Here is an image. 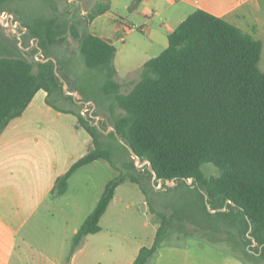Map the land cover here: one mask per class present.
<instances>
[{
  "label": "trees",
  "instance_id": "16d2710c",
  "mask_svg": "<svg viewBox=\"0 0 264 264\" xmlns=\"http://www.w3.org/2000/svg\"><path fill=\"white\" fill-rule=\"evenodd\" d=\"M9 1L0 0V15ZM141 2L133 1L129 9L135 11ZM110 9L111 0L97 3L88 13L83 31L73 25L71 34L80 41L87 66L105 77L104 94L112 101L111 122L120 138L142 161L151 162L165 188L168 181L175 180L181 200L178 206H166L170 214L158 213L161 222L154 244L143 247L134 264H147L156 255L170 218L193 222L211 232L225 230L246 247L253 245L250 237L264 246V73L259 68L263 44L224 19L197 10L170 34L168 48L143 65L140 81L123 94L116 82L115 46L88 28ZM25 27L40 39L46 52L63 42L58 40L54 23ZM38 66L40 71L35 73L34 64L23 56L0 58V135L41 90L48 93L49 105L77 116L94 147L57 180L54 196L59 197L67 192L69 179L79 169L99 160L116 165L102 148L101 126L50 101L60 87L54 63L40 62ZM116 108L122 113L117 114ZM111 136L118 140L115 133ZM207 164L217 168L219 176H207L203 171ZM147 175H152L148 169L140 171L130 163L126 172L106 185L96 208L73 238L68 258L88 236L101 232L100 222L120 185H138L149 206L152 204ZM190 179L192 184H188ZM206 198L216 214L209 212ZM261 258L264 260V247Z\"/></svg>",
  "mask_w": 264,
  "mask_h": 264
},
{
  "label": "rangeland",
  "instance_id": "374dc122",
  "mask_svg": "<svg viewBox=\"0 0 264 264\" xmlns=\"http://www.w3.org/2000/svg\"><path fill=\"white\" fill-rule=\"evenodd\" d=\"M101 1L107 0H10L0 15L6 24H0V58L23 56L34 64L35 73L40 71L38 63L53 62L54 69L67 83L66 89L78 93V96L74 99L66 92L60 80V87L49 97L50 101L61 109L81 113L91 119L92 124L101 126L99 138L102 148L110 154L116 168L108 161L100 160L80 175L79 182L88 198V206L109 182L126 172L130 163H135L130 151L111 136L114 133L110 129L113 126L109 112L112 101L104 94L105 77L100 70L87 66L80 51L81 43L71 34L73 25L83 31L88 13ZM195 2L144 0L134 12L129 9L131 0H111L110 11L98 18L93 28L92 23L88 24L90 32L103 30L102 35L109 37L117 50L113 64L117 70L116 82L121 85V93H129L140 81L143 65L168 48L170 31L197 11ZM49 23H54L58 40L63 42L46 52L40 47V39L34 38L25 26L35 27ZM259 68L264 73V51ZM116 111L117 114L122 113L119 108ZM47 128L49 132L55 133L48 150L56 147L62 161L68 149L72 154H78L82 150V143L74 138L69 123L56 121L49 123ZM137 169L143 171L148 169V165L140 163ZM203 171L209 177L220 174L211 164L204 165ZM147 177L146 186L151 196L152 208L138 185L130 182L120 185L116 191L117 204H110L105 219L100 223L101 232L95 238L96 245L112 246L114 251H118L116 255L121 263L140 248L153 245L157 233L155 225L160 226L161 222L158 213L170 214L166 206H178L181 201L176 193V183H167L168 188H165L163 181L159 187L158 180L153 184V176ZM179 215L183 216V213ZM162 244L163 247L193 245L199 264H264L259 244L246 247L241 239L232 238L225 230L211 232L190 221L180 223L170 218L168 232ZM158 258L156 254L153 260Z\"/></svg>",
  "mask_w": 264,
  "mask_h": 264
},
{
  "label": "crops",
  "instance_id": "0c3cea01",
  "mask_svg": "<svg viewBox=\"0 0 264 264\" xmlns=\"http://www.w3.org/2000/svg\"><path fill=\"white\" fill-rule=\"evenodd\" d=\"M195 1L197 10L220 17L260 41L264 51V0ZM91 33L114 46L109 37L102 35L103 30L96 29ZM56 121L69 123L74 138L82 143L78 154H72L68 149L63 155L64 161L56 147L48 150L55 133L49 132L47 127ZM92 147V138L80 128L77 116L49 105L48 93L44 90L36 94L21 117L6 127L0 135V264H134L143 247L121 263L116 255L118 251L112 246L96 245L95 238L100 233L88 236L78 251L68 258L73 238L103 194L101 192L88 206V198L79 182L85 169L98 161L74 173L64 195L54 196V189L57 180ZM112 203L117 204L116 195ZM107 213L108 210L100 223ZM155 226L158 231L159 226ZM162 247L163 244L156 253L159 258L153 260L152 257L147 264H199L193 245Z\"/></svg>",
  "mask_w": 264,
  "mask_h": 264
},
{
  "label": "water",
  "instance_id": "95a60500",
  "mask_svg": "<svg viewBox=\"0 0 264 264\" xmlns=\"http://www.w3.org/2000/svg\"><path fill=\"white\" fill-rule=\"evenodd\" d=\"M0 24L2 25V26H6V24H5V22H4V20H2V18H1V16H0ZM12 26H14V24H12ZM14 27H16V26H14ZM50 60H53L54 61V59L53 58H50ZM47 61V60H46ZM56 71V74H57V76L59 77V79L63 82V84H64V87H65V91L66 92H68L70 95H72L73 97H74V99H76V97L78 96V93H72V92H70V91H68L66 88H67V83H66V81L57 73V70H55ZM110 129L111 130H113V132L115 133V136H116V138L130 151V153L132 154V156H133V158L135 159V165H136V167L137 168H139V166H140V163H142V165H145V164H147L148 165V170L150 171V173L152 174V176H153V184H155L156 183V180H158V182H159V187H161L162 186V182H163V180H161V179H158V177H157V174H156V172H155V170L153 169V167H152V164H151V162L149 161V160H146V161H143L142 162V159L137 155V153L132 149V148H130L121 138H120V136H119V134L117 133V130L113 127V126H110ZM192 182H193V180L192 179H190L189 181H188V184H192ZM168 183V185H170V184H173V183H175V180L174 181H172V182H167ZM158 187V188H159ZM206 204H207V208H208V210H209V212L210 213H212V214H215V213H217V211L216 210H213L212 208H211V206H210V204H209V202H208V198H206ZM251 239H252V241H253V244L254 245H257L258 243L256 242V240L255 239H253L252 237H250ZM263 247L264 246H261V251H262V249H263Z\"/></svg>",
  "mask_w": 264,
  "mask_h": 264
},
{
  "label": "built area",
  "instance_id": "2783aa9c",
  "mask_svg": "<svg viewBox=\"0 0 264 264\" xmlns=\"http://www.w3.org/2000/svg\"><path fill=\"white\" fill-rule=\"evenodd\" d=\"M84 114V113H83Z\"/></svg>",
  "mask_w": 264,
  "mask_h": 264
}]
</instances>
